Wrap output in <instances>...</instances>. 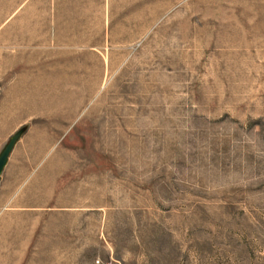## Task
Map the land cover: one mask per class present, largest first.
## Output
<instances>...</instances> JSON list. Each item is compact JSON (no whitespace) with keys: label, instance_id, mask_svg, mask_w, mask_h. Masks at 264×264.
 Masks as SVG:
<instances>
[{"label":"rangeland","instance_id":"374dc122","mask_svg":"<svg viewBox=\"0 0 264 264\" xmlns=\"http://www.w3.org/2000/svg\"><path fill=\"white\" fill-rule=\"evenodd\" d=\"M75 3L0 26V264H264V0Z\"/></svg>","mask_w":264,"mask_h":264},{"label":"crops","instance_id":"0c3cea01","mask_svg":"<svg viewBox=\"0 0 264 264\" xmlns=\"http://www.w3.org/2000/svg\"><path fill=\"white\" fill-rule=\"evenodd\" d=\"M76 7L75 0H0V26L3 27V34H18L19 40L24 41L27 48L53 50L58 47H73ZM78 7H82V4ZM2 39L7 37L3 36ZM59 54L30 52L23 55Z\"/></svg>","mask_w":264,"mask_h":264},{"label":"water","instance_id":"95a60500","mask_svg":"<svg viewBox=\"0 0 264 264\" xmlns=\"http://www.w3.org/2000/svg\"><path fill=\"white\" fill-rule=\"evenodd\" d=\"M17 135H14L6 144V146L3 148V150L0 152V174L7 162L8 156L14 146V143L16 142Z\"/></svg>","mask_w":264,"mask_h":264}]
</instances>
